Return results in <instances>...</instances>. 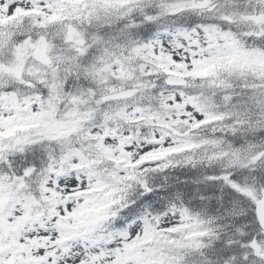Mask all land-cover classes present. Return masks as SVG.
I'll use <instances>...</instances> for the list:
<instances>
[{"label": "snow or ice", "instance_id": "6c2138e0", "mask_svg": "<svg viewBox=\"0 0 264 264\" xmlns=\"http://www.w3.org/2000/svg\"><path fill=\"white\" fill-rule=\"evenodd\" d=\"M0 264H264V0H0Z\"/></svg>", "mask_w": 264, "mask_h": 264}]
</instances>
